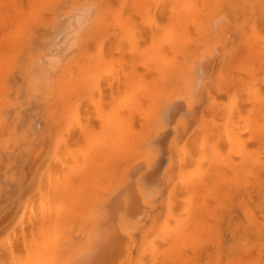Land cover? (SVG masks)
I'll return each instance as SVG.
<instances>
[{"label": "rangeland", "instance_id": "obj_1", "mask_svg": "<svg viewBox=\"0 0 264 264\" xmlns=\"http://www.w3.org/2000/svg\"><path fill=\"white\" fill-rule=\"evenodd\" d=\"M138 3L0 0V260L226 264L264 203V155L245 158L264 132V39L245 24L264 25V0H202L214 28ZM87 6L67 53L63 24ZM55 42L49 86L25 63Z\"/></svg>", "mask_w": 264, "mask_h": 264}, {"label": "bare ground", "instance_id": "obj_2", "mask_svg": "<svg viewBox=\"0 0 264 264\" xmlns=\"http://www.w3.org/2000/svg\"><path fill=\"white\" fill-rule=\"evenodd\" d=\"M95 1H100L101 5H103L104 7H107L111 2H112V4L114 3V0H95ZM117 1H119V0H117ZM136 1H137V3L139 2L138 3L140 5V6L138 5L139 7H141L140 3H142V2H143L144 6L146 5L145 8L141 7L140 9H142V10L146 9L144 11H147L146 13H147V16L149 17L148 19L150 21H152V23L170 21V22H173V23H178L177 26L179 27L182 24V22H185V21H193V22H204V21H206V23H207L206 26L208 28H214L215 27L214 26L215 25V19L217 17L214 16L213 11L208 7V5H202V0H145V1L144 0H142V1L136 0ZM135 4H136V2H135ZM56 6H54V9H53L54 10V14H53L54 22H55V25L56 24L58 25V23L61 25V22L59 21V19H60L59 11H58L59 9L57 8L58 6L57 7ZM113 6H114V4H113ZM55 7H56V10H55ZM99 9H100V7H99ZM99 9H97V12L99 11ZM100 11H101V9H100ZM115 11H117V10H114L113 12H115ZM92 12L93 11H92V7L91 6L84 7L83 9H80L78 11V13L76 12V14L75 13L72 14V18L70 17L68 22L63 24V28H62L63 31L61 30V33L59 35H61V34L63 35V37H62V35H61V37L65 38L64 39L65 42H62V39L60 37L58 39H61L62 43H66L67 45L69 44L68 46L65 45L67 47V49L69 47V51L67 53L70 52V47H71V50L78 48V47L75 46L76 45L75 43H76V41L78 40L79 37L81 39V40L79 39V42L83 40L84 33L81 35L82 36V38H81V36H80L81 33L80 32H83V30L86 28V26H88V25H86V23L89 22L88 17H91ZM97 12L95 14H97ZM98 14H99V12H98ZM132 16H134V15H132ZM93 17L95 18V15H93ZM250 17H252L254 20H248L247 19L246 24H245L246 25L245 29H246V34L248 36V39H251V38L255 37L256 39L263 40L264 39L262 37L263 34H261V31H262L261 29H263V27H264V25L261 26L263 23L260 22L259 18H257L256 14L253 11L250 12ZM87 20H88V22H86ZM219 21H222V20H219ZM86 30H87V28H86ZM262 33H264V32L262 31ZM64 34H65V36H64ZM252 35H253V37H252ZM25 37L27 39V36H25ZM19 38H21V37H19ZM58 42H60V40ZM79 42L77 44L78 46H79ZM24 43H27V42H24ZM30 44H31V42H30ZM58 44H57V42H55L54 45H52L50 47L52 51L53 50H56V51H54L55 53H53L49 49L51 54H49L50 52L46 53L45 56L49 55V57H48V60H47V58L44 59V61L45 60L48 61V62H45V63H43L44 62L43 60H42L43 62H39L38 61V59H39L38 57H37V60H35L32 57L33 55L31 56L32 57L31 58L29 54L30 53L33 54L35 52L32 53L29 50L30 53H28V57L26 59H28L29 57L30 58L28 60H26V61H28L30 63H25V64H28V65L30 64L29 65L30 67L28 65L25 66V67H27L26 71L28 72L29 70L31 71L33 68H35V69L40 71L41 76L44 79L47 78V79H45V80H47V82L50 81V80H52L51 82H53V78L51 77L52 73L50 74L51 76L49 75V73L51 71H53V68H54V70H55V68L59 69V67H60V65L62 64V61H63V60L59 61V56L60 55L62 56V54H61L62 52L64 53L63 55H65V52H66V51H63L64 49L61 50V46H58ZM82 44L83 43L80 42L81 46H79V48L83 46ZM59 45H61V44H59ZM28 46L30 47L31 45L28 44ZM54 46L56 48H54ZM58 47H60L59 49L61 51L59 49H57ZM67 49H65V50H67ZM251 50L252 49H250V51ZM166 51H167V48L163 49V52H166ZM251 52H253V50ZM251 52H250V54L248 56L251 55ZM67 53H66V55H67ZM34 55H36V54H34ZM38 55H36V56H38ZM253 55H255V54H253ZM253 55L250 56L249 58H247V60L250 61V63H248V65L252 63L251 61H254V60H252V58L254 57ZM189 58H190L189 59V63H191L190 64V70L193 71V69L195 68V63L196 62L191 59L192 56H189ZM260 59H259V61L262 62V60H260ZM58 62H59V66H58ZM261 62L259 63V66L262 65ZM46 63H48V64H46ZM44 64H46L47 67L50 68L51 71L50 70L46 71L47 67ZM57 66H58V68H57ZM28 67L31 68V69H29ZM44 67H46V69ZM33 73H35V75H38L34 71H33ZM37 73H38V71H37ZM50 83L48 82V85ZM249 98H251V97L249 96ZM249 100H252V99H249ZM263 102L264 101H263V99L261 97L260 98V106H261L260 109L263 108ZM256 138H258L257 142H258L259 146L256 147L255 151L253 152L250 149H246L245 150V158H246V160L248 162H252L254 157L260 158L259 156L264 155V132L260 131L256 135ZM256 155H258V156H256ZM1 156L4 157L3 155H1ZM6 157H9V156H6ZM262 157H264V156H262ZM4 158H3V160H4ZM0 159L2 160V158H0ZM64 159H66V158H64ZM261 160L262 159H260V160L257 159L258 162L256 161V164L258 163V168H262L260 170L264 171L263 170L264 169V161L262 160V162H259ZM262 171H260V173H262ZM262 176H264V175H262ZM256 181L257 182H255V184H256L255 187L258 186L260 192L262 193V191H264V190H262V189H264L262 187V184H264V181L262 179H258ZM256 207L259 208V211L257 213L255 212L252 216L248 217V221H249V225L250 226L248 228L247 227L243 228V230L241 232L240 239H237V238L234 237L233 240H232V243L228 245V253L226 254V256H227L226 264H260L261 260H264L263 259L264 258V251H263V249H264V203H263V198H262V202L261 203L259 202L256 205ZM195 262L193 263V261L192 262L191 261H184V263H180V264H198V262L197 263H195Z\"/></svg>", "mask_w": 264, "mask_h": 264}, {"label": "snow or ice", "instance_id": "obj_3", "mask_svg": "<svg viewBox=\"0 0 264 264\" xmlns=\"http://www.w3.org/2000/svg\"><path fill=\"white\" fill-rule=\"evenodd\" d=\"M0 264H47V262L33 261L31 258L25 259L22 256L17 257L15 254H13L11 259L5 258L0 260ZM75 264H89V261L86 259H78ZM260 264H264V260H261Z\"/></svg>", "mask_w": 264, "mask_h": 264}]
</instances>
